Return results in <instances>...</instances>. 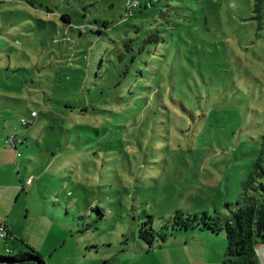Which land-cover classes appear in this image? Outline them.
<instances>
[{"label":"rangeland","instance_id":"rangeland-1","mask_svg":"<svg viewBox=\"0 0 264 264\" xmlns=\"http://www.w3.org/2000/svg\"><path fill=\"white\" fill-rule=\"evenodd\" d=\"M4 134L25 139L35 181L13 213L25 234L0 237V255L222 264L225 232L176 216L227 211L264 142V4L0 0Z\"/></svg>","mask_w":264,"mask_h":264},{"label":"trees","instance_id":"trees-1","mask_svg":"<svg viewBox=\"0 0 264 264\" xmlns=\"http://www.w3.org/2000/svg\"><path fill=\"white\" fill-rule=\"evenodd\" d=\"M255 2L259 8L264 4V0H255ZM159 39L160 36L158 34H152L141 43L138 53L142 54L145 50V45L149 41H158ZM138 70L141 71L142 78H146V73H149L151 69ZM138 70L132 71L127 67L125 75L134 73L135 77H137L139 75ZM130 93H132V90H130ZM23 119L20 121L23 126H29L32 123L25 119L27 122L24 124ZM12 136L16 139L14 144L7 142ZM24 142L25 139L18 137V135H10L4 139L6 145H10L15 149L17 157H21L18 145ZM18 153H20V156L17 155ZM226 209L227 211L216 210L214 215H210L206 211L201 215H186L180 210L176 216V222L179 227L183 228L195 227L198 224H202L214 232L224 231L228 240V246L222 264H259L256 250L260 245L264 244V142L256 155L248 178L244 182L240 198L235 203L228 202ZM152 222L153 216L148 221V226H142L139 232L140 237L150 245L154 243L155 238L154 229L150 225ZM13 259L24 260V262L19 264H46L40 254L23 253L17 257L0 255V261L8 262Z\"/></svg>","mask_w":264,"mask_h":264},{"label":"crops","instance_id":"crops-1","mask_svg":"<svg viewBox=\"0 0 264 264\" xmlns=\"http://www.w3.org/2000/svg\"><path fill=\"white\" fill-rule=\"evenodd\" d=\"M6 134L0 136V224L5 223L9 231V238H21L24 236L22 221L17 215H13L18 201L29 193L33 187L34 177H26L23 172L24 164L20 157L16 156L13 148L5 146L3 139ZM22 157V156H21ZM30 178L32 182L29 183ZM27 218V216H26Z\"/></svg>","mask_w":264,"mask_h":264},{"label":"built area","instance_id":"built-area-1","mask_svg":"<svg viewBox=\"0 0 264 264\" xmlns=\"http://www.w3.org/2000/svg\"><path fill=\"white\" fill-rule=\"evenodd\" d=\"M138 5V1H136V2H133V6H137ZM38 115V113L36 112V111H33L32 112V117L34 118L35 116H37ZM27 121L25 120V119H23V123L25 124ZM15 137L14 136H12L11 138H9L8 140H7V142L8 143H12V144H14L15 143ZM18 156H20V153H18L17 154ZM32 182V178H30V180H29V183H31ZM8 235H9V231H8V228H7V226L5 225V223H3L2 225H0V237H2V238H4V239H6L7 237H8ZM6 246H7V252H10V250H9V248H8V244H6Z\"/></svg>","mask_w":264,"mask_h":264},{"label":"water","instance_id":"water-1","mask_svg":"<svg viewBox=\"0 0 264 264\" xmlns=\"http://www.w3.org/2000/svg\"><path fill=\"white\" fill-rule=\"evenodd\" d=\"M256 251H257V254L259 257V264H264V244L260 245ZM22 262H24V260H22V259H13V260H10L8 262L0 261V264H5V263L19 264Z\"/></svg>","mask_w":264,"mask_h":264},{"label":"clouds","instance_id":"clouds-1","mask_svg":"<svg viewBox=\"0 0 264 264\" xmlns=\"http://www.w3.org/2000/svg\"><path fill=\"white\" fill-rule=\"evenodd\" d=\"M8 244V243H7ZM9 246V245H8ZM9 248V247H8ZM10 250V249H9ZM7 253H10V252H7Z\"/></svg>","mask_w":264,"mask_h":264}]
</instances>
